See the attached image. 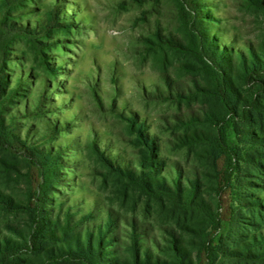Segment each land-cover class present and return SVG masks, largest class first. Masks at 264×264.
<instances>
[{"label": "rangeland", "instance_id": "374dc122", "mask_svg": "<svg viewBox=\"0 0 264 264\" xmlns=\"http://www.w3.org/2000/svg\"><path fill=\"white\" fill-rule=\"evenodd\" d=\"M11 1L18 5L9 13L12 21L0 0V78L7 81L0 99L18 88L15 98L6 103L8 125L29 144L59 149L58 183L45 208L50 220L60 219L56 227L60 235L70 213L75 221L80 220L78 231L87 236L90 228L97 241L99 222L106 225L107 216L113 214L114 227H104L107 264H117L116 259L118 264H135L133 225L141 233L143 260L148 250L152 264H173V241L178 239L194 264H208L202 243L209 236L216 244L222 240L232 243L224 240L225 226L230 207L238 206L240 195L222 183L225 161L217 152L222 132L209 119L217 99L203 91L209 82L207 74L194 55L155 35L160 30L169 39L189 42L186 23L193 27L187 0ZM200 1L209 12V32L225 45L243 51L264 45V12L250 0ZM54 11L66 26L53 31L51 37L40 38L47 48L39 55L21 29L41 27ZM139 127L154 140L162 160L158 176L165 177L170 186L178 182L186 190L198 182L200 195L222 215L223 228L215 231L200 212H180L168 198L147 196L103 161L100 151L116 164L142 171ZM226 131L228 144H239L234 128ZM0 157L17 162L22 169L20 177L10 178L0 163V191L16 202L25 201L26 173L34 161L15 143H0ZM33 175L38 186L41 176L36 167ZM241 215L245 222H256V216L245 207ZM28 218L25 212L0 209V236L19 239L9 231L16 227L29 238ZM251 223L245 227L253 229ZM112 236L116 239L107 240ZM56 241L52 247L57 251L66 248L65 241ZM22 258L23 264H43L47 257L44 251H27ZM217 261L230 264L223 257ZM57 264L79 263L63 258Z\"/></svg>", "mask_w": 264, "mask_h": 264}, {"label": "trees", "instance_id": "16d2710c", "mask_svg": "<svg viewBox=\"0 0 264 264\" xmlns=\"http://www.w3.org/2000/svg\"><path fill=\"white\" fill-rule=\"evenodd\" d=\"M11 2V0H2L1 4L10 21L12 20L9 13L13 12L15 6H18ZM187 3L193 13L192 15L189 12L191 14L190 24L193 28L190 29L189 21L186 23L189 42L169 39L160 30L155 35L161 42L166 40L167 45L194 55L207 74L209 82L203 86V91L212 94L217 99L209 119L212 123H216L222 132V141L217 146V152L224 157L225 161L222 169V183L226 189H237L240 195L238 206L230 207L231 217L228 225L225 226L228 228V233L224 236V240L227 239L232 243H224L225 241L222 240L216 244L215 238L209 236L202 243V248L209 256L208 264H216L217 260L222 257L230 264H264V228L262 227L264 223V45L259 49L248 48L247 51L233 46L230 48L224 44V41H220V38L209 32L206 20L210 16L205 10L204 3L200 0H187ZM250 3L264 12V0H250ZM182 8L187 10L183 4ZM56 12L54 11L39 28L21 29L30 36L28 40L39 55L45 54L47 48L43 46L45 44L40 38L51 37L53 31L66 26L59 21ZM43 62L52 70L47 60L43 59ZM22 82L23 80L20 84H24ZM6 86L5 77L0 78V97L6 91ZM197 86L200 87L198 84ZM17 92L18 88L11 89L4 99H0V143H15L24 149L25 154L34 161L33 167L38 169L41 178L39 185L35 186L33 167L30 165L26 173L28 194L22 202L7 198L0 191V209L7 213L25 212L31 225L29 238H25L23 231L16 227H10L9 231L19 236V239L0 236V262L23 264V252L44 251L47 258L43 264H57L63 258L74 260L79 264H107L109 258H106L107 253L104 252L106 244L104 239L107 237L104 227L108 230L114 227L116 218L113 214L107 216L106 225L103 220L99 222L100 234L97 241H93L94 235L90 228L87 236L78 231L80 220L75 221L70 213L64 218L62 235L56 228L60 219L57 218L54 221L49 219L45 204L54 193L55 185L58 183L61 156L59 149L47 150L40 145L29 144L27 140L22 139L14 127L8 125L4 116L6 103L11 102V98H15ZM231 127L235 130L239 144L242 143L244 146L243 149L239 144L236 146L228 144L226 130ZM138 133L139 143L143 144L142 171L116 164L105 152L100 151L103 161L120 176L126 178L129 184L140 189L147 196L158 199L168 198L174 208L180 212L185 214L200 212L205 219L210 221L215 231L223 228L225 221L222 215L214 210L210 201L200 195L198 182H193L192 188L186 190L182 189L178 182L175 186H170L165 177L158 176L162 160L156 153L154 140L147 135L143 127H139ZM0 163L7 170L10 178L20 177L18 173L22 169L17 162L0 157ZM238 171L239 174L235 175ZM244 189L246 192L243 191ZM244 207L256 216V222L243 220L244 216L241 213ZM245 223L254 224V228L245 227ZM113 239L116 237L112 236L107 240L112 241ZM56 240L65 241L66 248L57 251L55 247H52L57 243ZM140 240L141 233L137 226L133 225L131 246L134 263L152 264L148 250H145L146 260L142 259L143 244ZM173 251L176 258L173 264H194L193 256L183 244L178 242V239L173 241ZM115 263L118 264V259Z\"/></svg>", "mask_w": 264, "mask_h": 264}]
</instances>
